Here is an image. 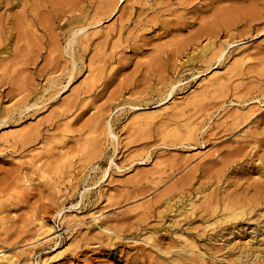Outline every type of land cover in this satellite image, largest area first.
<instances>
[{
    "label": "rangeland",
    "instance_id": "rangeland-1",
    "mask_svg": "<svg viewBox=\"0 0 264 264\" xmlns=\"http://www.w3.org/2000/svg\"><path fill=\"white\" fill-rule=\"evenodd\" d=\"M21 1L0 0V250L19 254L12 264H158V251L128 239L141 232L156 231L163 246L189 237L228 258L251 237L262 242L264 0ZM98 20L84 49L74 43V77L56 92L72 66L69 30ZM209 65L225 78L215 90L202 82ZM176 79L168 109L146 112ZM231 196L253 217L204 227ZM59 208L82 222L66 229ZM92 214L127 237L97 232ZM39 218L52 237L35 238Z\"/></svg>",
    "mask_w": 264,
    "mask_h": 264
},
{
    "label": "bare ground",
    "instance_id": "bare-ground-1",
    "mask_svg": "<svg viewBox=\"0 0 264 264\" xmlns=\"http://www.w3.org/2000/svg\"><path fill=\"white\" fill-rule=\"evenodd\" d=\"M15 1L17 2V5L22 4L21 0H15ZM119 1L120 0H116V3H118ZM125 1L127 2L128 0H125ZM112 9H113V11H115L114 3L112 5ZM19 19H18V22L20 24H22L23 22L20 21V20H22V18L20 20ZM18 22H17V24H18ZM118 22L121 23V21H118ZM94 23H95V25H97V23H99V20L95 21V22L81 23V24L77 25L74 28L72 27L69 30V32L67 34V37H66V45H65V47H66V53L70 56V61L72 62V64H71L72 66H71V68L68 69V71H66V74H68V78L66 80V83H62V85H60V87L56 90V92H58L61 89L65 88L68 85V83L72 80V78L74 77V68H75V61H76L75 58L76 57H74V50H73L74 46L73 45H74V43H79V44H81L79 48H82V49L85 48V46L87 45V41L89 40L90 36L98 31L97 29L89 30L87 28V27H89L92 24L94 25ZM125 25H126L125 23H122L120 25L121 26L120 28H123V26H125ZM110 26L112 27V28H110V30L114 29L113 28V24H110ZM99 27H101V26H99ZM108 29H109V27H108ZM118 30H119V26H118L117 31ZM99 31H102V30H99ZM10 33L11 32H9V34ZM228 45H230V43H228ZM9 46L10 45L8 43V45H6V47L4 49V52L8 51ZM226 52H227V48L226 47H220L219 46V51H217V53H213V54H215L216 62L218 61V63H221L223 58L225 57ZM238 57L239 58L236 57V59L238 61L239 60H240V62L244 61L243 60L244 57H242V56H238ZM218 70H220V68H217V66L213 67V65H209L205 69H203V71L205 72V75H203L204 76L203 77L204 80L202 82H203V85H205L210 90H215L216 88H219V86H222L225 83V78L219 76ZM179 81H180V79H176L175 81L171 82V86H169L167 92L165 93V96H163L157 103L152 104L150 109H147L145 111L146 112H148V111L149 112H152V111L154 112V111H159V110H162V111L163 110H167L168 107H169V105L167 104L168 101H170L173 98L176 99V97H174L172 92H173V88L175 87V85ZM53 85H55V79H53L51 81L49 86L52 87ZM187 98H189V97H187ZM68 100L69 99H67V101ZM34 103H37V101H34ZM165 104H167V105H165ZM176 104L179 105V103H176ZM135 105H133L132 107H135ZM166 113H164V114L166 115ZM209 122H210V120H209ZM205 126H207V125H205ZM201 128H204V127H201ZM104 130L106 131L107 138L110 140V142L113 145L114 150H115V147H116L115 145H116V143H118L119 137L114 132L113 128L111 127L110 121L106 122ZM202 130H204V129H202ZM17 132H19V131H17ZM23 132H24V130H22V132H19V133H23ZM20 135H18V136H20ZM5 138H7V137H5ZM6 140H8V139H6ZM200 151L201 150H199V152ZM38 160H40V159H38ZM93 168H95V166ZM22 176L20 178L21 180H22ZM40 176H42V174ZM29 180H31V179L29 178ZM27 182H29V181H27ZM25 184H23V185H25ZM221 185H222V182L220 181L219 186H221ZM88 189H89V185L85 186V188L82 191H80L81 192L80 196H82ZM58 190H59V187H58ZM183 198L184 197L182 196V194H179L177 197H175V199H173V201L171 203H170V201H167L166 203L169 206L178 205V204H180L183 201ZM195 206H196L195 200H191L190 201V205H189V209L191 210V212L195 213V211L193 210V209H195L194 208ZM209 210H211V212L209 213L210 215L208 217H205V219L203 221V224H204L203 226L204 227L211 226L213 228L215 225H220L221 227H224V225H232L235 228V225L237 224V222L239 220L244 219V218H250V217L252 218L253 217L252 213L254 212V206H252L248 202L247 199H242V198H240L238 196L237 197H232L231 196V197H228V198H225V199L223 198V200H221L220 202L217 201V205H215L213 207H210ZM186 212H189V211H186ZM55 215L59 219H62L63 221L66 222V229H68V230H72L74 225L82 222V220H83L81 218V216H79L76 213H73V212L66 213L63 210V208L57 209ZM91 217L93 219V223H97L99 225V227H100L97 232H99V233L100 232H105L107 237H109L110 239H122V238L127 237L123 233H121L119 231V229L116 228L115 225H112L109 221L102 220V221L98 222L99 218H98V216L96 214H92ZM117 225H118V223H117ZM36 226H37V231H38V232H36V237H35L36 239H41V238H45V237H47V239H48V238L52 237L51 235H53L55 233V230H54L53 226L48 224V222L44 218L43 219L39 218L38 222L36 223ZM255 231H256L257 235L259 234V232L261 233L262 230H261L259 225L255 226V229H253V232H255ZM155 232H151V233L150 232H141V233H138L137 235H134V236H128V239H131L130 241H134V242L140 240L141 242L147 243L148 245H150V247H151V249L153 251H155V252L158 251L160 253V255L163 256V257H161V259H160L158 264H211V263H213L214 261L210 260L208 257H213L215 259H219V258L220 259H224V264H263L264 263V258H263L264 245L263 246L261 245V247H260V244H262V242L264 243L263 236L261 237L262 242H259V240H258V243H256V244H254V243L257 242V238H253V237H251L249 239L246 238V239H248V242H249V244L252 247H246L245 248L244 246L240 245L241 247L237 251L235 256L233 257V255H231L233 258H228L227 255L218 256L216 253H214L206 245L207 243L205 245H202L200 243H197V241L195 239H192V238H189V237L188 238H184L182 240L181 245H177V247L173 246V244H172V246L171 245L163 246L162 244L159 243V241L156 240ZM235 233H238V232L235 231ZM182 235L183 234H181L180 236H182ZM257 235L255 237H257ZM244 237H245V235H244ZM202 243L204 244V242H202ZM223 247H226V244H223ZM228 248H230V246ZM21 253H23V252H21ZM195 253H196V255H195ZM18 255H19L18 253H10L9 251H6V250L2 249V250H0V264H12V263L16 262V260H18L17 259ZM207 255H209V256H207Z\"/></svg>",
    "mask_w": 264,
    "mask_h": 264
}]
</instances>
